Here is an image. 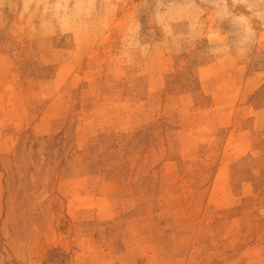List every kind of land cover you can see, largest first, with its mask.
<instances>
[{"label":"rangeland","instance_id":"374dc122","mask_svg":"<svg viewBox=\"0 0 264 264\" xmlns=\"http://www.w3.org/2000/svg\"><path fill=\"white\" fill-rule=\"evenodd\" d=\"M0 264H264V0H0Z\"/></svg>","mask_w":264,"mask_h":264}]
</instances>
